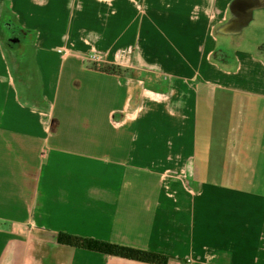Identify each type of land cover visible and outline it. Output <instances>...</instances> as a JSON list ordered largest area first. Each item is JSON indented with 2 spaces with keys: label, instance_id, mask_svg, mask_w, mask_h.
Here are the masks:
<instances>
[{
  "label": "crops",
  "instance_id": "obj_1",
  "mask_svg": "<svg viewBox=\"0 0 264 264\" xmlns=\"http://www.w3.org/2000/svg\"><path fill=\"white\" fill-rule=\"evenodd\" d=\"M12 1L0 0V264H36L35 253L49 254L37 247L47 233L168 264H264V193H255L264 186L243 178L244 159L256 168V152L264 158L255 130L264 59L236 52L233 76L250 83L240 89L223 85L230 60L217 59L226 71L211 63L218 36L237 39L216 34L233 0ZM36 5L55 19L33 50L46 112L22 100L2 37L3 12L30 16ZM95 53L101 65L90 61ZM201 88L219 129L203 121L206 152L198 150ZM229 96L242 121L215 117L216 101L224 108ZM205 153L217 161L205 165ZM79 256L142 264L64 246L53 253L57 264Z\"/></svg>",
  "mask_w": 264,
  "mask_h": 264
},
{
  "label": "rangeland",
  "instance_id": "obj_2",
  "mask_svg": "<svg viewBox=\"0 0 264 264\" xmlns=\"http://www.w3.org/2000/svg\"><path fill=\"white\" fill-rule=\"evenodd\" d=\"M8 2H14L12 0H7ZM3 9V8H2ZM42 12H44V14H42ZM27 17V18H26ZM68 18H71V16H67ZM4 18H11V19H15L16 21L20 22L21 25H23L26 28H29L32 32V35L34 38H32V40H30V42L26 43L24 46L27 47L28 44L32 45L31 47L34 49H36L38 40L40 39L41 35L43 34L44 30L46 29L47 26V21H49V23H53L55 21L54 16L53 15H48L46 14V11L42 10V7H38V5H36L34 12L32 13V15L27 16V15H22V14H8L3 12V20ZM256 24L250 26L249 28H247L243 34V36L241 38H237L236 40L232 39V38H224L221 36H218V44H217V48L218 50H224L225 53H228L229 57H230V64H232L228 69H231L232 67V71L230 72L232 75L231 76H227L225 77V82L223 83V85L225 86H231L235 89H240V88H246V87H250V83H247L246 77L247 75H243V78L240 77H235L233 76L234 70L233 67L234 62L233 59L236 56V52L241 50V51H249V52H257L258 55H260L263 59H264V47L261 49V52L257 51V46L258 45H263L264 44V12L262 13H257L256 14ZM71 21V19H70ZM56 23V22H55ZM54 23V24H55ZM49 25V24H48ZM40 32L42 34H40ZM46 34V32H45ZM19 35L24 36L23 34H21L19 32ZM26 37V36H25ZM24 37V38H25ZM42 42V41H41ZM239 44V45H238ZM19 47V45H18ZM20 48V47H19ZM8 51V50H7ZM11 56V53H10ZM32 60L33 62L31 63V67L33 70V73L36 74L35 76V80H34V84L36 85L35 88H37V91H41V83L39 81L40 79V71L37 67L36 64V55L32 54ZM211 63L212 65L217 69V70H225L226 68V64H223L221 62H219L216 58L213 57L212 55V59H211ZM33 65V66H32ZM226 71V70H225ZM39 77H38V76ZM65 76V74H64ZM40 89V90H39ZM249 89V88H248ZM21 90V98L23 101H27L26 99V94L23 91L24 89L20 88ZM206 90H204L203 88L200 89V107L199 108V119L201 121V124L203 126L200 127V129L197 131V137H198V150L199 152H206V136L209 133L208 128H206V124L207 122L208 125L210 126V130L214 129L215 132L217 133V131L219 130L218 127L214 126V119H213V115H211V112L209 111L208 105H207V98H206ZM236 101H235V100ZM238 97L237 96H229L228 99L226 101L223 100V103L226 105V107L223 108V106H221V104L216 101V107H215V117L218 118L220 117L221 119H224L227 123H236L239 122L240 120L242 121L243 118H241L240 115H238V109L240 108V104L239 102H237ZM39 100V102H38ZM22 101V102H23ZM36 104L39 107H43V104L41 103L40 99H36ZM25 103V102H24ZM31 103H28V105L30 106ZM47 109H45L44 111L46 112ZM260 126L258 128H255V130L258 131V133L260 132L259 135L264 134V110L262 112H260ZM205 121V123L203 122ZM205 124V125H204ZM213 133V131H212ZM258 152H256V154L254 155V161L257 162V166L255 167H251V161L249 159H244V164L246 166L245 168V172L243 173V178H245L248 182H253L255 181V179H260V183L262 184V186H264V158H259L258 156ZM262 156V155H260ZM217 156H208L207 153L204 154V161H205V165H209L213 162V160H215V162L217 161L216 159ZM252 160V159H251ZM80 178V176H78ZM235 177V176H234ZM208 178V174L205 175V179ZM103 179V178H102ZM82 180L83 182H85L86 184H89V180L88 178L84 175H82ZM233 181V185L235 182V179L232 180ZM237 187H241L240 185H236V189ZM255 193H260L263 194L264 191L263 190H259ZM42 205V204H41ZM40 209H42L41 207H39ZM57 208V207H55ZM57 210V209H54ZM57 212V211H56ZM56 215V213H55ZM41 228H43V225L41 226ZM38 235H36L37 237ZM47 242L46 240L43 241L41 243V241H39L37 243V247L40 246H50L51 248H48L49 254L44 255L42 253H35V259L37 260L36 264H57V260H55L53 258V253L56 252L57 250L60 249V245L56 242L57 237L53 236L51 233H47ZM52 243H56V245L53 247ZM46 246V247H47ZM45 247V246H44ZM71 252V251H70ZM80 263L79 264H91L90 263V259L87 257H81ZM68 259V256H67ZM72 264H75L74 262H72Z\"/></svg>",
  "mask_w": 264,
  "mask_h": 264
},
{
  "label": "trees",
  "instance_id": "obj_3",
  "mask_svg": "<svg viewBox=\"0 0 264 264\" xmlns=\"http://www.w3.org/2000/svg\"><path fill=\"white\" fill-rule=\"evenodd\" d=\"M3 30L5 26L2 27ZM21 29L25 30L22 26ZM27 33L32 35L31 30H26ZM32 32V33H31ZM2 37L4 40V45L6 49L11 53V61L13 66L14 77L20 87L24 89L26 94L27 103H31L30 106L38 110H45L48 106L47 102L44 99L42 90L37 91L35 88L36 85L31 81V72H30V61L33 54L32 45L27 47L23 46L19 48L14 45V47L9 46L8 39L4 37L2 32ZM32 38L33 35H32ZM19 48V49H17ZM108 73L113 72L114 74L121 73L120 68H110L107 70ZM40 90V89H39ZM40 99L43 107H39L36 104V99ZM39 102V100H38ZM57 243L60 246L68 247L70 249H78L83 251H88L92 253H100L110 257L121 258L124 260H129L142 264H168V258L165 256L152 254L145 251H140L128 247H123L119 245L110 244L103 241H98L94 239L77 237L69 234L59 233L57 236Z\"/></svg>",
  "mask_w": 264,
  "mask_h": 264
},
{
  "label": "flooded vegetation",
  "instance_id": "obj_4",
  "mask_svg": "<svg viewBox=\"0 0 264 264\" xmlns=\"http://www.w3.org/2000/svg\"><path fill=\"white\" fill-rule=\"evenodd\" d=\"M234 1L235 0H233L231 2V4ZM245 1L247 3L243 2V4L238 6V8H237L238 9V13L236 14V22L238 24H240V25L244 24V21L246 20V17H247V11L245 9V6L248 4L249 1L248 0H245ZM252 3H253V7L256 9V11H254V13H253V19L249 22L248 28L250 26L256 24V21H257L256 14L264 12V0H254V2H252ZM231 4H230V6H231ZM231 19H232V16H231L230 8H229V17H228V20H227V22L225 24L230 22ZM3 26H5V29L3 30V28H2V32H3L4 37L6 39L18 38V37L20 38L21 42L19 44H15L16 46L19 45L20 48L23 47L26 43L30 42V40H32V35L30 33H27L26 37L24 38V36L19 35L18 31H15L16 28H19L21 26L15 19L4 18V20L2 21V27ZM243 34H242V36H243ZM242 36L237 37V38H241ZM263 47H264V44L263 45H259L257 47V51L262 53L261 49ZM17 49H19V48H17ZM220 51L224 52V50H220ZM227 57H228V55H227V53H225V55H223L222 59H218V60H220L221 62H225L226 60L227 61L229 60V57L228 58ZM215 58L217 59V56Z\"/></svg>",
  "mask_w": 264,
  "mask_h": 264
},
{
  "label": "water",
  "instance_id": "obj_5",
  "mask_svg": "<svg viewBox=\"0 0 264 264\" xmlns=\"http://www.w3.org/2000/svg\"><path fill=\"white\" fill-rule=\"evenodd\" d=\"M248 4L245 6V9L247 11V17L244 21L243 25H240L236 22V14L238 13V6L242 5L243 2H246L245 0H235L231 6H230V12L232 19L227 24H224L220 26L216 34L226 36V37H240L244 33V31L248 28L249 22L253 19V13L256 11V9L253 7L254 0H248ZM247 3V2H246ZM15 31L20 32L24 35V37L27 35L26 29L23 30L20 27L16 28ZM20 38H10L8 39L9 46L14 47L15 44H19ZM223 55H225V52L218 51L216 53L217 59H222Z\"/></svg>",
  "mask_w": 264,
  "mask_h": 264
},
{
  "label": "built area",
  "instance_id": "obj_6",
  "mask_svg": "<svg viewBox=\"0 0 264 264\" xmlns=\"http://www.w3.org/2000/svg\"><path fill=\"white\" fill-rule=\"evenodd\" d=\"M90 61L97 64L101 65L103 63V57L99 54H93L92 56L89 57Z\"/></svg>",
  "mask_w": 264,
  "mask_h": 264
}]
</instances>
